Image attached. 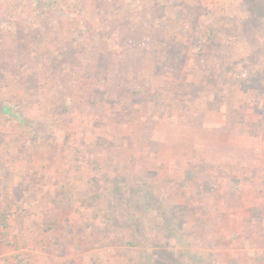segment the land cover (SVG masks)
Returning a JSON list of instances; mask_svg holds the SVG:
<instances>
[{
    "label": "rangeland",
    "instance_id": "obj_1",
    "mask_svg": "<svg viewBox=\"0 0 264 264\" xmlns=\"http://www.w3.org/2000/svg\"><path fill=\"white\" fill-rule=\"evenodd\" d=\"M178 133L209 145L195 180L142 163ZM46 153L80 264H264V0H0V176L26 173L14 193L0 184L3 216Z\"/></svg>",
    "mask_w": 264,
    "mask_h": 264
},
{
    "label": "crops",
    "instance_id": "obj_2",
    "mask_svg": "<svg viewBox=\"0 0 264 264\" xmlns=\"http://www.w3.org/2000/svg\"><path fill=\"white\" fill-rule=\"evenodd\" d=\"M175 136L178 138L175 137L174 141L169 139L162 141L160 139L154 146L149 143V150H147V154L145 153L147 156L142 163L143 165L147 164V172L161 166L171 179L184 181L188 176L191 180H195L193 175L196 173L194 174V172L210 161V154L207 151V146L209 147V145L198 138H192V141H195L192 143L184 142L181 133L175 134ZM218 140L224 146L231 142L234 144L238 143L234 135H222ZM211 148H213V145H210ZM33 162L38 170L37 172H32L33 181L30 184L31 188L24 192L26 199L23 201L24 197L20 196L21 198L17 201V204H14V208L9 209L7 217L3 216V212L6 210L4 205H0V264H69L66 261L67 259H70V264H80L79 260L83 256L81 257L80 254L73 252V245L70 246V250L67 249L66 251V245L64 248V242L69 239L68 234L73 233L72 227L69 231L66 227L69 224L73 226L77 222L74 220L68 222L65 219V211L63 215L57 205L51 204L49 201V192L51 193L50 189L52 188L49 185L51 183L49 182V154L36 156ZM43 162L45 163L44 165L41 164ZM9 171L11 172L8 174V180L0 176V184L6 185L5 188L8 190L13 189L14 193L19 185L22 184V176L26 173L22 174L21 167H14ZM33 171H35V168ZM11 173L13 178L10 176ZM97 178L98 180L94 182L84 181L82 189L88 193L91 189L90 184L96 185L100 183V178ZM258 181L259 183L261 182V180ZM56 187L60 188V185ZM245 189L244 185L241 186L242 192L245 193ZM245 201L246 198L244 197L243 204H240L242 205L241 209L246 210L248 208L249 210L252 204ZM229 203L219 202L217 208L220 211L235 209ZM83 209H86V207L84 206ZM52 218L54 222L50 221ZM237 221L239 222V220ZM49 222H53L55 227L49 229ZM252 224L253 226L264 225V215L258 220L253 219ZM55 229H58V231ZM57 232H60L62 237L56 238V241L54 236ZM262 238H264V235ZM54 240L57 244L54 243Z\"/></svg>",
    "mask_w": 264,
    "mask_h": 264
},
{
    "label": "trees",
    "instance_id": "obj_3",
    "mask_svg": "<svg viewBox=\"0 0 264 264\" xmlns=\"http://www.w3.org/2000/svg\"><path fill=\"white\" fill-rule=\"evenodd\" d=\"M53 12H55V9L52 7V9L49 10V16H51L52 18L54 17ZM54 23H56V21H54ZM102 23H103L104 30L107 34V40L109 42V45H110L111 49L116 52L117 50H115V46L117 47V35H118L117 25L118 24L117 23L111 24V22L108 21V19H106L105 16L102 17ZM53 27H55L54 30L56 31L57 27H58L57 23ZM81 44H83L82 39H80L77 36L74 37L72 41L67 42L66 45H64V47H63L64 52L57 55L59 60L55 59V62L60 61L61 65H64V67L69 65L70 64L69 56H71V55L74 56L76 54H79V51H81V49H82ZM70 51H71V54H70ZM65 62H66V64H64ZM55 66H57V63L55 64ZM56 73H57V69H55L54 67H51V76L54 77L56 75Z\"/></svg>",
    "mask_w": 264,
    "mask_h": 264
}]
</instances>
